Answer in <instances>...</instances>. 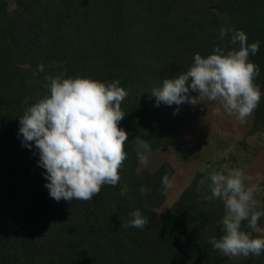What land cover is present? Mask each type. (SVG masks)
<instances>
[{
    "label": "rangeland",
    "instance_id": "374dc122",
    "mask_svg": "<svg viewBox=\"0 0 264 264\" xmlns=\"http://www.w3.org/2000/svg\"><path fill=\"white\" fill-rule=\"evenodd\" d=\"M242 1L0 0V264H11L12 251L13 264L30 254L37 264H264V253L229 258L213 249L209 240L223 235L225 207L208 184L199 185L213 171L239 168L264 208V0ZM225 27L260 42L250 56L262 93L254 112L241 121L218 101L155 106L152 89L186 71L195 54L238 48L231 32L220 39ZM59 74L118 80L128 92L119 127L129 134L131 160L118 185L103 186L91 201L51 198L34 142L30 149L18 135L19 118L47 94L44 77ZM137 136L151 147L147 167L132 144ZM137 209L147 224L125 227ZM11 220L22 225L21 237ZM258 228L242 223L264 238V217Z\"/></svg>",
    "mask_w": 264,
    "mask_h": 264
},
{
    "label": "clouds",
    "instance_id": "9594fccd",
    "mask_svg": "<svg viewBox=\"0 0 264 264\" xmlns=\"http://www.w3.org/2000/svg\"><path fill=\"white\" fill-rule=\"evenodd\" d=\"M229 32L232 33L231 43L238 48L225 53L217 47L207 57L195 54L186 71L165 78L159 87L152 89L155 106L218 101L227 114L241 121L249 117L262 96L255 83L260 68L250 60V56L258 53L260 42L249 44L243 30L226 27L220 29V39ZM38 71H44L43 64L38 66ZM44 79L47 94L19 118L18 135H22L24 145L30 149L34 142L39 155L38 166L45 169V187L51 198L57 202L62 199L91 201L103 186L115 187L120 181L129 134L119 123L125 118L121 104L128 92L118 80L65 78V74L46 75ZM132 144L139 164L147 167L150 144L140 136ZM245 181L244 172L239 168L213 171L199 181L201 186L208 184L212 197L224 203L223 235L219 239L212 237L209 243L229 258L259 257L264 253V238L252 236V232L260 231L258 222L264 217V208L254 198L257 186ZM162 184L165 188L171 186L167 175L162 178ZM126 191L127 188L122 189L121 195ZM139 191L146 194L148 189L141 186ZM128 215L131 219L125 227L143 229L147 224L138 209ZM244 221L252 232L242 230Z\"/></svg>",
    "mask_w": 264,
    "mask_h": 264
},
{
    "label": "trees",
    "instance_id": "16d2710c",
    "mask_svg": "<svg viewBox=\"0 0 264 264\" xmlns=\"http://www.w3.org/2000/svg\"><path fill=\"white\" fill-rule=\"evenodd\" d=\"M252 1H254V0H243L242 2L243 3H250V2H252ZM263 1V0H262ZM153 39V36H150L149 37V40H152ZM12 56H19V54H13ZM3 137V136H2ZM2 137L0 138V142H1V139H2ZM4 157H6V156H4ZM3 158V157H2ZM130 160L131 159H127V160H125V161H127V163H129L130 162ZM9 214V213H8ZM11 218V217H10ZM12 219V218H11ZM11 223H12V225H15V228H14V230H15V232L17 233V234H19V237H21L22 235H23V232H22V225H20V224H17L15 221H12L11 220ZM25 225H27V224H25ZM29 226H31L32 227V223H30V225ZM58 236H54L53 237V239L51 240V245H53V244H57V238ZM39 242L41 241V236L39 237ZM37 242H35V241H33L32 242V245H34V244H36ZM50 245V246H51ZM48 252H49V250L47 249L46 250V253L45 254H42V253H40V256L43 258V260H45V258L46 257H48ZM15 253V251H12L11 252V255H10V263L11 264H13V254ZM30 254V253H29ZM28 257V261L25 263V264H37L36 263V261L32 258V254H30V255H28L27 256Z\"/></svg>",
    "mask_w": 264,
    "mask_h": 264
}]
</instances>
